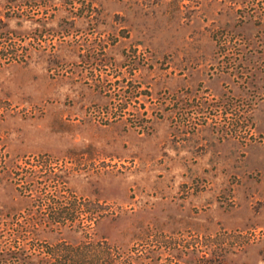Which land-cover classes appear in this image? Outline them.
<instances>
[{
  "label": "rangeland",
  "instance_id": "rangeland-1",
  "mask_svg": "<svg viewBox=\"0 0 264 264\" xmlns=\"http://www.w3.org/2000/svg\"><path fill=\"white\" fill-rule=\"evenodd\" d=\"M59 244L264 264V0H0V264Z\"/></svg>",
  "mask_w": 264,
  "mask_h": 264
},
{
  "label": "trees",
  "instance_id": "trees-1",
  "mask_svg": "<svg viewBox=\"0 0 264 264\" xmlns=\"http://www.w3.org/2000/svg\"><path fill=\"white\" fill-rule=\"evenodd\" d=\"M68 210L69 209L60 208L58 209L57 213H54V215L56 216L53 222L56 228H61L62 226H65V222L62 221L61 216L65 215L66 211ZM67 226H70V225H67ZM51 248L53 252L51 254H46V256H49L50 258L52 256V259H55L54 264H91V263H85V260L87 259V257L84 256L82 253L77 252V250L80 249L79 245L70 246V245L59 244ZM63 250L66 251L65 254H61V251ZM90 256L95 257L94 255H90ZM39 260L41 261L42 259L40 258ZM106 264H109V263L106 262Z\"/></svg>",
  "mask_w": 264,
  "mask_h": 264
}]
</instances>
